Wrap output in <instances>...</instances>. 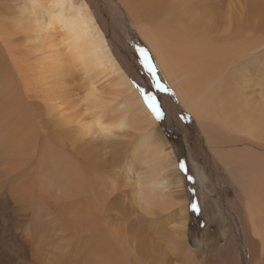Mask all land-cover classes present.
<instances>
[{"label":"bare ground","instance_id":"6f19581e","mask_svg":"<svg viewBox=\"0 0 264 264\" xmlns=\"http://www.w3.org/2000/svg\"><path fill=\"white\" fill-rule=\"evenodd\" d=\"M106 1L229 175L248 264H264V0ZM108 18L98 0H0V236L17 247L5 264L212 262L187 240L175 148Z\"/></svg>","mask_w":264,"mask_h":264},{"label":"rangeland","instance_id":"374dc122","mask_svg":"<svg viewBox=\"0 0 264 264\" xmlns=\"http://www.w3.org/2000/svg\"><path fill=\"white\" fill-rule=\"evenodd\" d=\"M98 1L101 8L109 17L108 24L112 30V34H114L113 40H115L112 41L115 43L114 45L118 50V54L126 65L129 62V57H134L140 64L141 69L135 70H132L131 65H127V68L129 67V75L136 88L137 85H139L147 91H155L152 87L151 77L143 69L140 55H138V48L144 47V45L141 44L140 38L136 35L129 19L117 14L106 0ZM122 47L125 48V51ZM21 56L22 54L20 55V61H23L25 57H23L24 55ZM75 75L77 74H74L73 82L77 85L80 83V80L79 77L77 76L76 78ZM163 82L165 83L164 79ZM34 95L36 97L37 93ZM158 99L162 101V107L165 110V118L158 121V128L167 141L175 148L177 162L181 159L185 160L189 169L188 174L194 177V182L188 181L185 174L179 169L185 181L188 242L194 248L196 254L198 253L197 255L200 259L207 258L209 260L210 258L212 260L210 264H218V259H220L219 251L223 250V247L230 249L232 258L237 257L236 264H248L242 228L240 223H238L239 218L237 216V211H235L236 207H234L236 206L237 200L236 193L234 188L229 185V175L223 170L218 169L212 156L206 153L208 148L206 147L207 145L205 144L203 134L197 122L192 114L178 103L172 91L170 90L169 93H160ZM36 100L41 105V98L36 97ZM39 140L41 142V136ZM39 144L40 147L38 148L37 145H32V148H30L32 154L31 159L34 163L37 162L36 157L40 154L41 143ZM33 162L32 164H34ZM18 184H15V187L12 189V195L14 194V196L17 193ZM193 187L196 189L200 203L199 213H194L190 209V203L192 201L190 189ZM3 219V214H1L0 227L3 226L4 228ZM7 226L9 227V225ZM2 238H4V240ZM234 239L235 244L232 241ZM231 247H237L234 257ZM16 252L17 247L15 242L8 241L6 235L4 237L0 236V264H5L3 262L9 259L10 255L16 256Z\"/></svg>","mask_w":264,"mask_h":264},{"label":"snow or ice","instance_id":"6c2138e0","mask_svg":"<svg viewBox=\"0 0 264 264\" xmlns=\"http://www.w3.org/2000/svg\"><path fill=\"white\" fill-rule=\"evenodd\" d=\"M140 53V61L143 69L151 77L152 87L155 91H147L143 87L137 85V90L141 93L144 103L147 108L151 111L157 121H161L165 118V110L162 107V101L158 99L160 93H169L170 89L166 83L163 82L162 77L159 75V68L154 62V58L150 54V50L144 47L138 49ZM106 135H110L111 131L108 129H102ZM178 168L188 181L194 182V177L189 173V169L185 160L181 159L178 162ZM192 195V201L190 203V209L194 213L200 212V203L197 197L196 189L193 187L190 189Z\"/></svg>","mask_w":264,"mask_h":264}]
</instances>
